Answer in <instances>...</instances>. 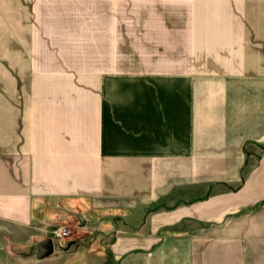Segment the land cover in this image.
I'll use <instances>...</instances> for the list:
<instances>
[{
    "label": "crops",
    "instance_id": "0c3cea01",
    "mask_svg": "<svg viewBox=\"0 0 264 264\" xmlns=\"http://www.w3.org/2000/svg\"><path fill=\"white\" fill-rule=\"evenodd\" d=\"M262 147L264 0H0V264H264Z\"/></svg>",
    "mask_w": 264,
    "mask_h": 264
},
{
    "label": "water",
    "instance_id": "95a60500",
    "mask_svg": "<svg viewBox=\"0 0 264 264\" xmlns=\"http://www.w3.org/2000/svg\"><path fill=\"white\" fill-rule=\"evenodd\" d=\"M54 247L55 246L52 237L47 236L44 237L42 240L33 243L30 246L29 251L23 252L22 255L24 256L34 255L39 258H45L54 253Z\"/></svg>",
    "mask_w": 264,
    "mask_h": 264
},
{
    "label": "built area",
    "instance_id": "2783aa9c",
    "mask_svg": "<svg viewBox=\"0 0 264 264\" xmlns=\"http://www.w3.org/2000/svg\"><path fill=\"white\" fill-rule=\"evenodd\" d=\"M75 231V227L71 223H57L53 225L50 236L53 238L54 243H58L74 236Z\"/></svg>",
    "mask_w": 264,
    "mask_h": 264
},
{
    "label": "rangeland",
    "instance_id": "374dc122",
    "mask_svg": "<svg viewBox=\"0 0 264 264\" xmlns=\"http://www.w3.org/2000/svg\"><path fill=\"white\" fill-rule=\"evenodd\" d=\"M175 23V25L177 24L176 22H174ZM173 23H171V25H172ZM125 50H129V49H125ZM262 150H264V148H262ZM253 159H255V157H252ZM253 161L252 160H250V162H249V165H248V168L250 167V168H252L253 167ZM245 166H247V165H245ZM78 232V230H76L75 232H74V236H77V235H80V234H78L77 233ZM77 233V234H76ZM81 233V232H80ZM73 236V237H74ZM77 238V237H76Z\"/></svg>",
    "mask_w": 264,
    "mask_h": 264
},
{
    "label": "trees",
    "instance_id": "16d2710c",
    "mask_svg": "<svg viewBox=\"0 0 264 264\" xmlns=\"http://www.w3.org/2000/svg\"><path fill=\"white\" fill-rule=\"evenodd\" d=\"M262 148H264V147H262Z\"/></svg>",
    "mask_w": 264,
    "mask_h": 264
}]
</instances>
